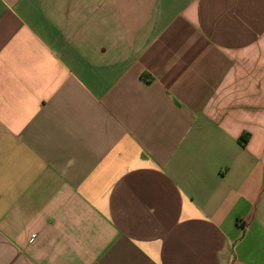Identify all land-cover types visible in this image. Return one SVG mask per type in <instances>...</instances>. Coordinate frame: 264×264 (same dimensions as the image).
Returning a JSON list of instances; mask_svg holds the SVG:
<instances>
[{"label":"crops","instance_id":"1","mask_svg":"<svg viewBox=\"0 0 264 264\" xmlns=\"http://www.w3.org/2000/svg\"><path fill=\"white\" fill-rule=\"evenodd\" d=\"M0 264H264V0H0Z\"/></svg>","mask_w":264,"mask_h":264},{"label":"trees","instance_id":"2","mask_svg":"<svg viewBox=\"0 0 264 264\" xmlns=\"http://www.w3.org/2000/svg\"><path fill=\"white\" fill-rule=\"evenodd\" d=\"M242 140H243V141H245V139H244V138H243Z\"/></svg>","mask_w":264,"mask_h":264}]
</instances>
